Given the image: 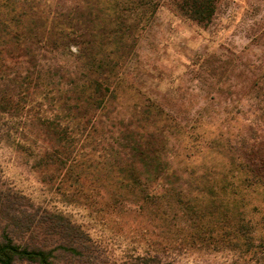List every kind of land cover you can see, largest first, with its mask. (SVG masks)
Returning a JSON list of instances; mask_svg holds the SVG:
<instances>
[{
    "label": "rangeland",
    "instance_id": "obj_1",
    "mask_svg": "<svg viewBox=\"0 0 264 264\" xmlns=\"http://www.w3.org/2000/svg\"><path fill=\"white\" fill-rule=\"evenodd\" d=\"M117 1L121 2L42 0L36 4L35 13L28 14L18 23H10L6 17L8 11L1 10L2 24L16 30L8 37L0 35V39L12 38L8 46H0V52L10 54L0 55L5 59L4 64L0 62V93L8 89L16 93L25 81L36 88L35 94L41 95L47 83L53 89L67 88L65 83L84 79L81 73L95 76L89 71L94 64L117 63L115 77L107 76V73L98 76L103 81L107 79L108 85L113 83L118 100L111 102L103 114L115 118V123L125 120V126L137 129L141 123L129 124L135 112L138 111L139 115L150 112L153 117L161 112L168 113L170 119H174L164 122L171 149L170 161L174 167L179 168L191 160L201 163L221 158L202 147L201 152H206L195 153L188 160L189 153L183 148L190 141L187 136L193 132L202 135L204 141L215 139L224 150L232 145L240 153L249 151L264 137V0H219L215 18L207 25L183 16L172 0H156L153 14L142 19L143 31L134 35L123 30L119 33L121 38H107L105 30L115 28L119 17L129 24L133 21L127 17L140 13L114 14V2ZM96 6L109 11L97 13ZM59 11L65 16L72 15L75 21L88 17L90 23L99 18L104 26L107 25L106 29L102 26L103 29L93 30L90 26L89 30L97 36L98 43H94L96 38L87 36L85 41L91 43L89 49L87 45H81L74 34H64L60 38L56 36L58 32L55 34L45 28L38 33L42 48L30 46L31 21L39 20L40 15L41 23L51 25V12ZM15 25L25 29H17ZM15 37L21 41L15 42ZM53 96L58 97L59 93L54 90ZM103 122L105 131L109 130L106 118ZM2 123L3 119L0 125ZM123 127L111 129L112 136H117L125 129ZM39 135L38 147L52 144L47 136ZM108 142L104 140L101 144L107 145ZM3 144L0 143L1 189L7 193L8 190L17 192L25 198L18 201L17 209L23 205V211L29 213L31 209L25 207L29 204L28 198L39 208L44 200L50 206L67 205L56 192L51 176L45 175L46 171L36 165L33 157H27L17 144ZM196 172L200 176L199 169ZM259 197L264 199V194ZM7 206L10 205L0 207V242L3 230L9 226L18 243L31 242L33 237L37 244L54 250V264H261L256 259L251 260L250 256L236 257L237 251L200 250L176 244L173 228L169 229L164 222L157 220L151 211H145L141 216L136 212L106 216L96 226L87 223L97 241L88 245L89 251L82 250L83 256H76L64 249V244L69 241L63 235H47L51 226L43 225L30 233L24 227L14 228L6 217ZM67 209L76 211L73 205H68Z\"/></svg>",
    "mask_w": 264,
    "mask_h": 264
},
{
    "label": "trees",
    "instance_id": "obj_2",
    "mask_svg": "<svg viewBox=\"0 0 264 264\" xmlns=\"http://www.w3.org/2000/svg\"><path fill=\"white\" fill-rule=\"evenodd\" d=\"M38 1L42 0H0V35L8 37L16 30L2 24L1 10L8 11L6 17L10 23H18L28 14L35 13ZM155 1L114 2V14L140 13L127 17L133 21L129 24L119 17L115 28L105 30L107 38L119 39L123 30L134 35L143 31L140 24L147 14L155 11ZM172 1L179 13L203 25L213 21L219 2ZM96 10L102 14L109 11L98 6ZM51 14V25L41 23L40 15L39 20H32L29 24L30 46L42 48L38 33L45 28L55 34L58 32L56 36L60 38L64 34H74L79 43L89 49L91 43L90 40L85 41L87 36L96 38L94 43H98L97 36L89 30L90 26L93 30L103 29L99 18L89 23L88 17L75 21L72 15L65 16L61 11ZM65 19L67 22H63ZM15 27L25 29L20 25ZM16 37L13 38L15 42H20ZM7 39H0L1 47L9 45L12 38ZM100 43L105 44L102 40ZM2 54L10 56L8 51L0 52ZM0 62L4 64L5 59L0 58ZM116 68L117 63L99 62L89 70L95 76L81 73L84 79L65 83L67 88L53 89L47 83L41 95L35 94L36 88L25 81L16 93L9 89L1 91L0 121L3 119L4 123L0 125V143L5 146L17 144L27 157H33L36 165L46 171L45 175L51 176L56 192L67 204L65 207L50 206L44 200L39 208L38 204L26 198L29 204L25 207L31 209L27 213L23 211V205L17 209L18 201L25 198L11 190L8 193L3 191V184H0V207L10 205L6 207L9 209L6 217L12 226L24 227L27 233L43 225L51 226L48 236L63 235L69 241L64 244V249L83 256L82 250L89 251L88 245L97 241L88 224L96 226L106 216L130 212L141 216L143 212L151 211L157 220L164 222L169 229L173 228L176 244L200 250L237 251L236 257L240 259L250 256L251 260L264 264V205H259L264 202L259 197L264 194V137L249 151L240 153L232 145L224 150V146L215 139L204 141L202 135L193 132L187 136L190 141L183 148L189 153L186 156L188 160L195 153L206 152H201L202 147L221 158L201 163L191 160L179 168L174 167L170 161L167 125L164 124L174 119H170L168 113L161 112L153 117L150 112L144 111L140 115L135 112L129 124L141 123L137 129L125 126V120L115 123V118L103 114L111 102L118 100L113 83L108 85L107 79L103 81L98 76L107 73V76L115 77ZM54 90L59 93L58 97L53 96ZM105 118L110 128L106 131L103 128ZM116 126H124L125 129L112 136L111 129ZM39 134L47 136L52 144L38 147ZM104 140H109V144L102 145ZM117 141L120 143H115ZM198 169L200 176L196 175ZM68 205L75 206L76 211L67 209ZM86 218L89 220H84ZM31 240L25 244L18 243L7 226L0 242V264H54V250L37 244L33 237Z\"/></svg>",
    "mask_w": 264,
    "mask_h": 264
}]
</instances>
